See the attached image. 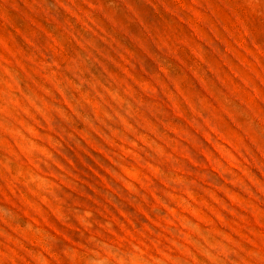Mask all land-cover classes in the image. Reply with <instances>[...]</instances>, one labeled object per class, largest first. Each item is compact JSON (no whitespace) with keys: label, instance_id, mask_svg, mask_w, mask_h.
I'll list each match as a JSON object with an SVG mask.
<instances>
[{"label":"rangeland","instance_id":"rangeland-1","mask_svg":"<svg viewBox=\"0 0 264 264\" xmlns=\"http://www.w3.org/2000/svg\"><path fill=\"white\" fill-rule=\"evenodd\" d=\"M0 264H264V0H0Z\"/></svg>","mask_w":264,"mask_h":264}]
</instances>
